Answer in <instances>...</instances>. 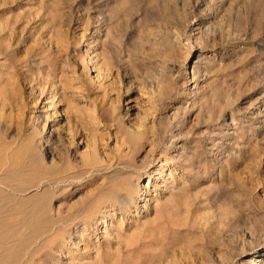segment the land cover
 Returning a JSON list of instances; mask_svg holds the SVG:
<instances>
[{"label": "rangeland", "instance_id": "rangeland-1", "mask_svg": "<svg viewBox=\"0 0 264 264\" xmlns=\"http://www.w3.org/2000/svg\"><path fill=\"white\" fill-rule=\"evenodd\" d=\"M0 124L108 208L36 264H264V0H0Z\"/></svg>", "mask_w": 264, "mask_h": 264}, {"label": "bare ground", "instance_id": "bare-ground-1", "mask_svg": "<svg viewBox=\"0 0 264 264\" xmlns=\"http://www.w3.org/2000/svg\"><path fill=\"white\" fill-rule=\"evenodd\" d=\"M55 112L59 113V110L56 109ZM43 125L42 131H45L47 120L44 121ZM37 127H32L31 140L19 149H16L14 145L16 134L10 133V135L7 132L8 129L4 128L6 131H2L5 133L0 135V264H36L39 256L41 258L45 255L46 245L45 242L44 244L41 242L50 231L59 230L63 226L65 227V224L76 221L79 215L86 217L84 218L85 222L94 223L100 222L101 218L108 215V208L99 213L102 208V202H100L102 199H99L101 205L96 204L98 206L92 211L87 208L89 205L82 210L80 209V213L72 211L73 213L70 214H68L69 212L64 214L62 209L55 208L51 204V197L56 196L59 191L62 193L61 185L66 184L73 176L67 173V165L65 164L66 167L63 166L64 150L60 149V154H58V149L51 148L50 159L47 165L44 163L45 158L38 143L40 139H37L42 131L39 132ZM36 139L38 140L37 143H35ZM61 139H54L53 142L56 141L57 143ZM44 141L47 142L48 147L52 146L53 142L50 140L45 139ZM63 144L61 141L60 145ZM93 155H91L93 158H90V161H98V154L94 153ZM71 167L69 168H74ZM40 188H43L42 192L27 195L28 192ZM112 189L111 191L115 192V189ZM118 192L114 193L118 194V199L114 203L119 202L120 207L128 205L127 197ZM109 193L111 192H108V195H110ZM78 234L77 232L76 236Z\"/></svg>", "mask_w": 264, "mask_h": 264}]
</instances>
